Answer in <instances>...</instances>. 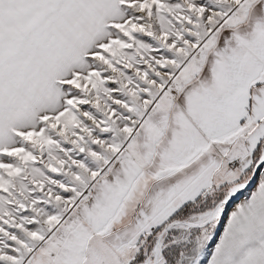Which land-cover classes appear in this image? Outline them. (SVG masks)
<instances>
[{
	"label": "snow or ice",
	"instance_id": "snow-or-ice-1",
	"mask_svg": "<svg viewBox=\"0 0 264 264\" xmlns=\"http://www.w3.org/2000/svg\"><path fill=\"white\" fill-rule=\"evenodd\" d=\"M0 264H264V0H0Z\"/></svg>",
	"mask_w": 264,
	"mask_h": 264
}]
</instances>
